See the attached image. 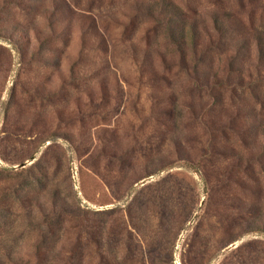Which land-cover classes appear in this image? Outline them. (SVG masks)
<instances>
[{
    "label": "rangeland",
    "instance_id": "1",
    "mask_svg": "<svg viewBox=\"0 0 264 264\" xmlns=\"http://www.w3.org/2000/svg\"><path fill=\"white\" fill-rule=\"evenodd\" d=\"M0 264H264V0H0Z\"/></svg>",
    "mask_w": 264,
    "mask_h": 264
},
{
    "label": "trees",
    "instance_id": "2",
    "mask_svg": "<svg viewBox=\"0 0 264 264\" xmlns=\"http://www.w3.org/2000/svg\"><path fill=\"white\" fill-rule=\"evenodd\" d=\"M180 38H182V37H180Z\"/></svg>",
    "mask_w": 264,
    "mask_h": 264
}]
</instances>
